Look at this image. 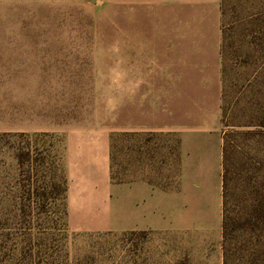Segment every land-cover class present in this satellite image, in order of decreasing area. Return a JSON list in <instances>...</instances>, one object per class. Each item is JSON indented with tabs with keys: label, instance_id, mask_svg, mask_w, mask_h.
Wrapping results in <instances>:
<instances>
[{
	"label": "rangeland",
	"instance_id": "rangeland-1",
	"mask_svg": "<svg viewBox=\"0 0 264 264\" xmlns=\"http://www.w3.org/2000/svg\"><path fill=\"white\" fill-rule=\"evenodd\" d=\"M193 2L0 0V264H214L182 223L136 231L119 205L145 179L163 216L178 201L190 233L211 228L181 146L213 129L227 264H264V0H219L214 30Z\"/></svg>",
	"mask_w": 264,
	"mask_h": 264
},
{
	"label": "crops",
	"instance_id": "crops-1",
	"mask_svg": "<svg viewBox=\"0 0 264 264\" xmlns=\"http://www.w3.org/2000/svg\"><path fill=\"white\" fill-rule=\"evenodd\" d=\"M199 7V12L205 20L210 21L211 29L219 17V0H194ZM218 41L210 39L209 44L214 49H218ZM145 86L151 87L153 81L149 80L144 83ZM134 118V125H136ZM140 129L134 127V131L142 132L152 131L153 124L151 121L142 118ZM182 160L181 166L189 177L190 189L196 191L203 197V191L207 197V209L205 204L202 208H197L199 219L205 223H210L211 228L204 230L196 229L191 233L187 229L188 214L183 213L181 204L177 201L176 213L173 205L169 204L166 213L163 216L159 212V191L157 186H153L145 179L135 180L132 184V193L128 196L124 194L122 202V193L119 199L120 216L125 220L133 221L127 227L139 231H156L161 224L163 229L167 228L169 221H175L176 225L182 223L180 230L186 231L189 239L192 240L193 246L198 247L199 261L213 262L214 264H223L222 253V235H221V171H222V140L218 131L203 130L193 136L182 139ZM125 186V185H124ZM125 190V187L119 186V191ZM132 199V200H131ZM204 199V198H202ZM201 200V199H200ZM132 201V204H131ZM198 203L197 205L200 206ZM130 219V220H129ZM165 219V223H164ZM183 221V222H180ZM191 234V235H190Z\"/></svg>",
	"mask_w": 264,
	"mask_h": 264
},
{
	"label": "trees",
	"instance_id": "trees-1",
	"mask_svg": "<svg viewBox=\"0 0 264 264\" xmlns=\"http://www.w3.org/2000/svg\"><path fill=\"white\" fill-rule=\"evenodd\" d=\"M264 125V123H263ZM24 154L26 155V159H24ZM227 152L226 148L223 146L222 148V171H221V187H222V220H221V235H222V253H223V264H227L228 260V253H227V248H226V239L230 235L231 227L229 225V218L227 215V204H228V199H227V194H228V186H229V181H230V172H231V167H230V162L227 160ZM30 153L27 152H22L20 151L17 156L19 158L20 162H23L24 160H28V156ZM65 187L62 186L60 188L61 194L65 192ZM253 217L255 220H258L261 224H264V195L259 197L257 201L253 203Z\"/></svg>",
	"mask_w": 264,
	"mask_h": 264
}]
</instances>
